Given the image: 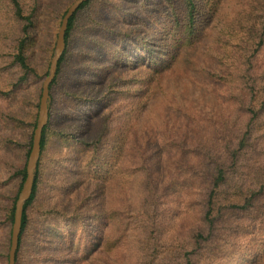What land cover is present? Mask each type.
<instances>
[{"label": "rangeland", "instance_id": "374dc122", "mask_svg": "<svg viewBox=\"0 0 264 264\" xmlns=\"http://www.w3.org/2000/svg\"><path fill=\"white\" fill-rule=\"evenodd\" d=\"M19 2L31 23L0 0V264H8L42 86L74 0ZM261 34L264 0H92L80 11L53 85L18 264H226L192 253L206 198L191 166L228 158L245 138L237 176L252 173L245 161H264ZM24 38L28 72L14 62ZM260 45L258 97L244 106L259 113L247 134L251 114L237 98ZM220 203L230 206L224 194ZM232 243L229 264H238L246 241Z\"/></svg>", "mask_w": 264, "mask_h": 264}, {"label": "trees", "instance_id": "16d2710c", "mask_svg": "<svg viewBox=\"0 0 264 264\" xmlns=\"http://www.w3.org/2000/svg\"><path fill=\"white\" fill-rule=\"evenodd\" d=\"M10 1L13 4L16 15L31 23V17L25 16L23 14V10L19 0ZM91 1L92 0H88L87 2L82 4L79 10L70 19L68 30L66 33L67 45L69 44L70 31L74 27L78 13L88 7ZM189 4L191 6H194V0H189ZM27 30L28 26L25 27L24 31L27 32ZM261 39H264L263 34H261ZM25 45L26 38L22 39L20 44L17 46L16 53L14 54V62L21 69H24L26 72H28L31 71V67L26 55ZM250 50L252 52L251 54H249V56H247L246 59L247 69L245 70V72L247 73V75L240 80V98H237L238 106L241 107V110H246L251 114L247 118V134H249V130L252 128L251 124L253 120L258 117L259 111L258 109H245L244 106L246 105L248 99L253 102L254 100L256 101V98L258 97L259 90L256 86H254L256 75H254L253 73L256 72L258 64L260 62L261 54L263 53L261 50V45ZM101 53H106L105 55L107 59H111L112 62L117 61L114 57L119 56L117 54H110L109 51L106 50H102ZM65 54L66 51L59 63L57 75L50 87V96H52L53 85L57 81L62 69V62L65 59ZM247 76L250 79L251 83L247 82ZM88 109H91L92 114H97L100 109V104L91 106ZM46 128L47 126L43 130L42 151L46 140ZM247 143L248 139L245 138L241 140L237 147L230 149L231 153L228 158H224L222 156H213L209 160L204 162L195 160L194 166H191L197 180L196 189L201 195L205 194L206 198L204 204L205 209L203 214H201L200 219V222H202V226L194 236V239H196L195 247L192 249V253L197 255V259L207 256V260L209 262H215L224 259L226 261V264H229V259H233L236 257L234 254L235 245L234 243H232V241H236L241 237L243 241H246V244H244V247H240V250L238 252L240 254H238L237 256L239 260L238 264H264V161H262V157L260 161L255 160L252 163L250 161H245L246 168L248 166H252L253 170L251 174L242 172L240 176H237L236 172L233 171L234 168L240 166V164L244 162V154L246 151L244 150V148L248 145ZM262 156H264V152ZM210 161H212V163H216L217 166L211 169L209 167L210 165H208V162ZM26 167L27 162L25 170L22 171L24 181L27 175ZM201 169L206 170V175L203 176V174L201 173ZM37 177L35 180L31 199L25 205L22 221V232L19 241L16 264H18L19 253L21 250L24 233L28 224L30 223L29 208L38 193ZM202 177H204V180H201ZM229 183L231 186L229 185ZM222 194L225 195L226 201L230 202V206L225 207L220 203V196ZM224 209L227 210L223 211ZM14 213L15 207L13 208L11 214L12 226L14 222ZM220 224H228L234 228L225 229V226L219 228ZM227 229L229 232L227 231ZM235 230L238 235L234 234ZM227 237H230V239L228 240ZM7 259L9 262V253Z\"/></svg>", "mask_w": 264, "mask_h": 264}, {"label": "water", "instance_id": "95a60500", "mask_svg": "<svg viewBox=\"0 0 264 264\" xmlns=\"http://www.w3.org/2000/svg\"><path fill=\"white\" fill-rule=\"evenodd\" d=\"M88 0H74L63 16L58 31L54 54L50 63L49 73L42 86V94L39 104L37 126L34 130L31 151L27 160V175L15 205L14 222L12 226L11 245L9 250L8 264H16L20 236L22 232V221L26 203L31 199L34 184L37 177L39 162L42 155L43 130L49 121L50 113V87L57 75L59 63L66 51V33L70 19L79 10L80 6Z\"/></svg>", "mask_w": 264, "mask_h": 264}]
</instances>
